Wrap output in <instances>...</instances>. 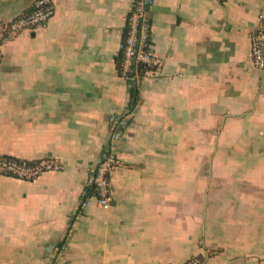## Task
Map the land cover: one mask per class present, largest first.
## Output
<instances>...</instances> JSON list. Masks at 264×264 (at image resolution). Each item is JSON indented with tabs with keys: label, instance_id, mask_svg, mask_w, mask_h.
<instances>
[{
	"label": "crops",
	"instance_id": "obj_1",
	"mask_svg": "<svg viewBox=\"0 0 264 264\" xmlns=\"http://www.w3.org/2000/svg\"><path fill=\"white\" fill-rule=\"evenodd\" d=\"M0 0V158L56 157L35 180L0 174V264H264V72L248 34L264 0H153L163 65L130 89L117 56L133 0ZM128 113L110 176L87 190L110 120Z\"/></svg>",
	"mask_w": 264,
	"mask_h": 264
},
{
	"label": "built area",
	"instance_id": "obj_2",
	"mask_svg": "<svg viewBox=\"0 0 264 264\" xmlns=\"http://www.w3.org/2000/svg\"><path fill=\"white\" fill-rule=\"evenodd\" d=\"M223 3L226 0H218ZM153 0H133L126 20V34L119 49L121 63L118 67L119 77L125 81L129 89L138 86L140 81L148 74L157 71L163 65V60L152 48L151 26L146 15L152 6ZM55 13L53 0H33L31 11L13 24L15 32L26 29H34L46 24ZM251 46V58L253 65L264 72V14L256 29L248 34ZM141 67H145V73L140 75ZM129 114L114 115L110 120L111 136L103 153L98 158L96 166L90 173L87 182V192L94 189L91 196L83 200L94 198L97 204L108 209L112 202L110 190V176L118 165L116 148L126 127ZM64 168L63 163L56 157L46 156L36 161L18 160L14 158H0V174L21 180H35L45 173L60 172ZM184 264H201L197 259H190Z\"/></svg>",
	"mask_w": 264,
	"mask_h": 264
},
{
	"label": "trees",
	"instance_id": "obj_3",
	"mask_svg": "<svg viewBox=\"0 0 264 264\" xmlns=\"http://www.w3.org/2000/svg\"><path fill=\"white\" fill-rule=\"evenodd\" d=\"M148 14L146 15V18H148V22L150 23L151 26V16H150V9H148ZM126 34V29H125V33ZM6 39V36L4 35L1 40H0V45L4 42V40ZM121 63V58L118 54L117 56V67H119ZM146 68L145 67H141V72L140 75L143 76V74L145 73ZM139 103V89L138 86H135L134 88L130 89V104H129V113L134 112L136 106ZM94 189H91L89 191V193L93 192Z\"/></svg>",
	"mask_w": 264,
	"mask_h": 264
}]
</instances>
